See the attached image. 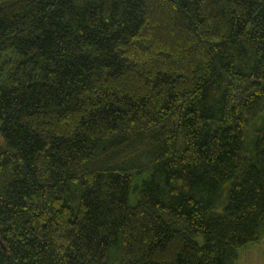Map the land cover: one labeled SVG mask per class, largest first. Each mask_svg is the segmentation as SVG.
<instances>
[{
  "label": "trees",
  "instance_id": "1",
  "mask_svg": "<svg viewBox=\"0 0 264 264\" xmlns=\"http://www.w3.org/2000/svg\"><path fill=\"white\" fill-rule=\"evenodd\" d=\"M0 136V264H237L264 0H0Z\"/></svg>",
  "mask_w": 264,
  "mask_h": 264
},
{
  "label": "rangeland",
  "instance_id": "2",
  "mask_svg": "<svg viewBox=\"0 0 264 264\" xmlns=\"http://www.w3.org/2000/svg\"><path fill=\"white\" fill-rule=\"evenodd\" d=\"M1 141L0 136V143ZM239 253L237 264H264V236L260 241L242 249Z\"/></svg>",
  "mask_w": 264,
  "mask_h": 264
}]
</instances>
